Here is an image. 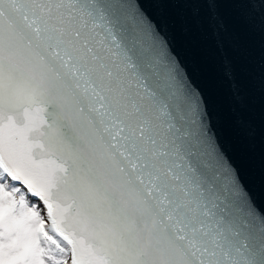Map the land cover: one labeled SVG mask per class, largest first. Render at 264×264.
<instances>
[{"label":"snow or ice","instance_id":"snow-or-ice-1","mask_svg":"<svg viewBox=\"0 0 264 264\" xmlns=\"http://www.w3.org/2000/svg\"><path fill=\"white\" fill-rule=\"evenodd\" d=\"M153 2L241 108L225 8L264 33V0ZM0 264H264V203L144 0H0Z\"/></svg>","mask_w":264,"mask_h":264},{"label":"water","instance_id":"water-1","mask_svg":"<svg viewBox=\"0 0 264 264\" xmlns=\"http://www.w3.org/2000/svg\"><path fill=\"white\" fill-rule=\"evenodd\" d=\"M147 11L165 28L174 55L193 87L207 100L218 142L259 203H264V33L241 24L232 8H225L230 31L224 36V51L231 60L235 78L244 96L241 108L232 101L216 45L198 33L186 34L176 21L175 10L162 11L153 0H144ZM243 119L255 130L250 136L241 127Z\"/></svg>","mask_w":264,"mask_h":264}]
</instances>
